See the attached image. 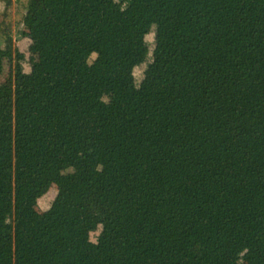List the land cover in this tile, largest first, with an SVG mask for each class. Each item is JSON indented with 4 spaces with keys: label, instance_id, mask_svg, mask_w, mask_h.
<instances>
[{
    "label": "trees",
    "instance_id": "1",
    "mask_svg": "<svg viewBox=\"0 0 264 264\" xmlns=\"http://www.w3.org/2000/svg\"><path fill=\"white\" fill-rule=\"evenodd\" d=\"M37 3L34 50L0 44V264H264V0ZM110 17L123 24L106 46ZM142 20L155 24L148 95L130 71L149 52ZM80 46L69 68L59 54ZM63 163L60 217L42 221L33 201Z\"/></svg>",
    "mask_w": 264,
    "mask_h": 264
},
{
    "label": "rangeland",
    "instance_id": "2",
    "mask_svg": "<svg viewBox=\"0 0 264 264\" xmlns=\"http://www.w3.org/2000/svg\"><path fill=\"white\" fill-rule=\"evenodd\" d=\"M12 5L9 8V12L6 15V17L3 15V9L5 6V3L3 1H0V44L4 45L6 48L12 49V57L19 56V57H27L31 51L34 50V47L31 44L30 38L26 35L27 32H33L35 34H38L42 36V30L39 26V23L44 20V17L46 16L47 11L43 8H41L38 5V1L36 0L33 3H28V0H11ZM49 2H54L55 0H48ZM240 4V7L242 10H245L246 3L248 0H237ZM211 12L213 10H210ZM187 17L188 15L185 14ZM72 19H78L79 22H84L86 19V11L83 9L82 5H77L73 12L71 13ZM5 22V25L7 24L8 29L12 31L11 34V41L7 40L5 41L6 33L3 31L4 24L1 22ZM109 22L111 24V29L107 33V38L105 40V45L109 46L110 40L113 34V30L121 26L123 24V19H116L114 17L109 18ZM154 27L155 24L148 21V20H142L140 21V33L142 35H145V39L148 42L149 45V52L146 57V60H140V59H134V61L131 63V78L133 79L134 83L137 86H141L144 89V93L147 95L150 93L152 87L155 85V83L150 82L148 79L145 78V69L148 63L152 62L154 58L153 54V46L155 44V38H154ZM9 30V31H10ZM85 50L84 46H80L76 49H69L63 53H60L59 56H61L66 65L69 68H73L75 65L78 54ZM8 64V63H7ZM90 66V65H89ZM86 71H88V67H86ZM6 72H2V75H5ZM171 86L169 88H166L162 91L163 94H168L173 88V85H176L178 82L177 78H171ZM130 91L129 87H122L120 89H108L105 93L104 99L106 101L110 100H116L118 96L121 93L127 94ZM117 124L119 127H124L125 123L123 120H118ZM97 125L96 118L91 117L90 120L87 123V127L90 131L89 134V140L88 144H91V137L92 132L95 130ZM140 134H136V138H139ZM61 141L64 143L65 148L67 150L71 149V143L67 139L65 135L61 137ZM0 146H2L5 153H8V147L2 140H0ZM92 156V150L89 148L87 152V157L90 158ZM73 167L67 163H63L61 165V174L58 176H55L53 178V182L49 188V190L41 195L38 196L32 204L33 209L39 214L42 221H52L55 222L60 217V212L53 209L51 206V201L54 198L58 185L61 183L63 176L72 171ZM1 184V181H0ZM92 239L95 241L97 246L102 247L105 245V241L102 239L100 235V229L91 233ZM191 245V243H189ZM227 250H229V247H226ZM168 250H158V253L160 255H165ZM171 252V250L169 251Z\"/></svg>",
    "mask_w": 264,
    "mask_h": 264
}]
</instances>
